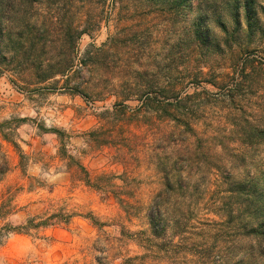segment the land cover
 Listing matches in <instances>:
<instances>
[{
  "label": "rangeland",
  "instance_id": "1",
  "mask_svg": "<svg viewBox=\"0 0 264 264\" xmlns=\"http://www.w3.org/2000/svg\"><path fill=\"white\" fill-rule=\"evenodd\" d=\"M253 7L259 33L247 49L239 51L236 48V52L243 51L237 58H252L264 53V37H261L264 36V0H254ZM57 8H60L59 17L63 23H84L89 17L90 20L98 17L100 24L80 36L76 65L67 75L58 76L57 82L49 80L28 85L17 79L14 68L0 73V125L9 139H3L0 133V165H9L8 171L0 173V200L7 189L13 194L12 203L16 205V212L10 217L13 224L37 214L48 198L60 202L59 205L68 203L79 215L67 225L49 226L29 233H9L0 238V264H98V261L111 260L119 252L123 257L145 252L138 241L139 232L150 227L148 205L162 189L165 173L169 176L171 162L183 152L176 150L173 144L179 137L170 136L172 131L179 132L174 122L168 117L163 121L155 119L150 109L152 104L138 107L143 102L144 89L156 91L159 97H168L173 86L182 88V92L199 93L184 103V110L194 116V121L190 122L194 132L188 128L186 132L195 148L193 170L199 168L197 175L202 180V191L190 201L186 199L185 204L191 209L187 226L192 227L183 250L176 249L174 264H209V258L198 259L190 251L214 244L229 247L237 240L233 230L209 223L213 219L218 221L222 215L216 185L219 176L214 164L219 158H227L226 153L237 147L234 135L228 132L232 127L224 118L230 105L222 100L227 80L218 74L227 71L223 67L228 65L229 53L216 60L212 68L218 74L215 86L192 82L198 61L196 56H191L190 62H184V47L178 39L181 22L170 18L165 9L146 0H124L115 5H104L102 0H81L73 6H43L39 12L44 16ZM114 36L118 39L112 42ZM51 37L55 36H46ZM91 45L104 48L98 55L88 57L85 51L92 49ZM54 47L52 44L48 50ZM25 79L33 77L27 75ZM260 85L261 88L253 93L246 88L240 91L245 114L264 106V85ZM121 103L138 111L132 116L135 120L130 129L136 137L133 150L128 151L126 166L120 155L127 150L118 152L114 147H92L85 135L100 121L112 120L107 111L122 106ZM53 129L68 135L65 139L68 153L91 175L106 173L116 184L122 183L119 177L132 179V192L141 203L136 215L128 216L112 196L83 182L70 181L64 162L56 155L59 142ZM161 138L163 141H159ZM156 143H163L161 149L153 150ZM259 150L257 157H262L264 146ZM157 153L165 170L162 164L157 165ZM193 178L197 179L196 174ZM86 213H92L104 224L101 230L83 216ZM168 232L173 234L171 230ZM178 240L174 234L168 237V241L174 243ZM120 261L121 258L116 260Z\"/></svg>",
  "mask_w": 264,
  "mask_h": 264
},
{
  "label": "trees",
  "instance_id": "2",
  "mask_svg": "<svg viewBox=\"0 0 264 264\" xmlns=\"http://www.w3.org/2000/svg\"><path fill=\"white\" fill-rule=\"evenodd\" d=\"M77 1L81 0H0V73L14 68L17 79L28 85H39L49 80L57 82L58 76L67 75L76 65L78 39L83 33L96 29L100 21L98 17L94 20L89 17L84 23H63L59 17L60 8L48 11L44 16L39 9L57 4L73 6ZM123 1L102 0L104 5L120 4ZM146 1L165 9L170 18L181 22L178 39L184 47V62H190L191 56H196L199 65L192 75V82H206L215 86L218 74L227 80L222 100L228 101L230 105L224 118L232 127L228 132L234 135L237 147L226 153L227 158H219L214 164L219 176L216 185L217 192L220 193L222 207L219 209L222 215L218 221L213 219L209 223L218 225L221 229L233 230L237 234V240L229 247L214 244L203 249L196 247L190 252L198 259L209 258V264H264V155L257 157L261 151L259 148L264 146V106L255 107L251 114H245L242 103L244 100L240 96V91L245 88L247 92L253 93L255 89L261 88L260 84L264 85V53L242 59L237 58V55L243 51L236 52V48L239 51L247 49L254 42L256 33H259L256 31L259 27L256 26L258 21L254 17V0H228L230 4L227 0ZM46 36L55 37L48 39ZM117 39L114 36L112 42ZM52 44L56 47L48 50ZM91 48L85 51L88 57L98 55L104 46L91 45ZM226 53L230 55L228 65L223 67L227 71L216 74L212 69L215 61L225 58ZM185 66L189 65L185 63ZM256 74L259 76L255 77ZM27 75L33 79H25ZM181 89L173 86L168 97H159L156 91L144 89L143 102L138 107L140 109L147 106V103L152 104L150 109L155 119L163 121L168 117L173 121L174 128L179 132L174 134L172 131L170 136L179 137L173 144L176 150L183 152L171 162L169 176L165 173L162 189L148 205L150 227L139 232L138 241L142 243L145 252L142 255L124 257L118 255L121 254L119 252L111 260L98 261V264H174V255L178 253L176 249L181 247L183 250L186 235L192 227L190 224L187 226L191 209L185 202L202 191V180L197 175L199 168L193 170L196 162L193 152L195 148H192L193 141L186 132L187 128L194 130L190 123L194 121V116L184 110V103L199 93L182 92ZM126 97L129 98L128 95ZM126 97L124 98L127 99ZM121 105L107 111L112 120L100 121L97 127L85 135L88 145L92 147H114L118 152L127 150L120 155V160L126 166L129 161L128 151L133 150L136 137L130 129L135 120L132 116L138 111L128 109L124 103ZM149 119L150 117L147 118ZM1 126L0 133L3 130ZM52 132L59 142L56 155L64 162L70 181L83 182L96 191L112 196L128 216L137 214L141 203L132 192V179L128 176L119 177L122 183L116 184L112 181V176L106 173L91 175L78 159L68 153L65 143L68 135L59 129H53ZM2 136L9 141L7 133H2ZM159 141H163V138ZM162 144L156 143L153 150L161 149ZM156 156L159 166L162 164L161 157L159 153ZM161 168L165 170L164 165ZM8 170L7 163L0 165V173ZM194 174L197 179L193 178ZM12 200L13 194L7 189L0 200L1 239L9 233H29L49 226L67 225L73 217L79 215L72 207H68V203L59 205L60 202L48 198L37 214L13 224L10 217L15 214L16 205ZM216 212L214 214L219 216L218 211ZM83 216L99 230L104 225L92 213ZM169 230L178 236L176 243L168 241V237L173 235L169 234ZM110 248H113L112 245ZM128 252L127 250L126 254ZM120 258L121 261L117 263L116 260Z\"/></svg>",
  "mask_w": 264,
  "mask_h": 264
}]
</instances>
